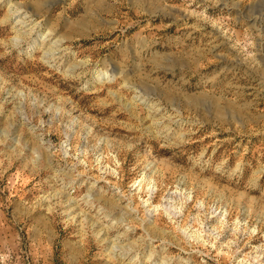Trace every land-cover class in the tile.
<instances>
[{
  "label": "rangeland",
  "instance_id": "rangeland-1",
  "mask_svg": "<svg viewBox=\"0 0 264 264\" xmlns=\"http://www.w3.org/2000/svg\"><path fill=\"white\" fill-rule=\"evenodd\" d=\"M0 264H264V0H0Z\"/></svg>",
  "mask_w": 264,
  "mask_h": 264
}]
</instances>
